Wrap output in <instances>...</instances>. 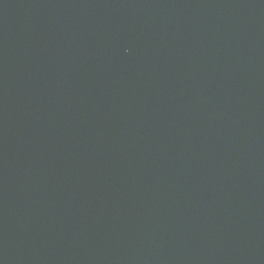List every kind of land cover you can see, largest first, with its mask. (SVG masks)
<instances>
[{"label": "water", "instance_id": "95a60500", "mask_svg": "<svg viewBox=\"0 0 264 264\" xmlns=\"http://www.w3.org/2000/svg\"><path fill=\"white\" fill-rule=\"evenodd\" d=\"M0 264H264V0H0Z\"/></svg>", "mask_w": 264, "mask_h": 264}]
</instances>
